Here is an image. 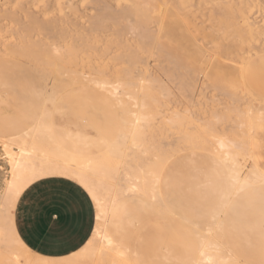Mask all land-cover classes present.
Here are the masks:
<instances>
[{
	"label": "rangeland",
	"instance_id": "374dc122",
	"mask_svg": "<svg viewBox=\"0 0 264 264\" xmlns=\"http://www.w3.org/2000/svg\"><path fill=\"white\" fill-rule=\"evenodd\" d=\"M100 1L121 7L130 4L126 0H46L45 4L32 5L28 0H0V196L9 179V166L2 144L16 138L22 131H27L43 108L52 111L51 121L57 138L68 147L77 145L85 153L100 152L117 134L118 107L110 96L109 87L99 89L98 86L90 83L83 86L82 84L69 86L64 93L59 94L50 103L45 102L48 99L49 87L43 86L41 75L52 68L49 63L57 60L56 52L51 45H63L58 38L59 34L53 36L41 31L42 29L66 30L71 33L77 30L86 32L94 29L95 35L103 34L101 37L98 36V39L110 38L107 34L114 30L110 21H97L103 12L96 10L94 3ZM224 1L228 3L227 6L235 5L232 0ZM251 1L238 5V7L241 5L248 7L240 14L250 18L245 20L250 23V41L243 43L241 47H237L231 40H225V36L216 38L210 35L209 25L212 22L201 19V16L216 15L219 12L214 10L213 4L209 2L169 0L166 9L163 10L161 5L156 4L153 7L154 11L148 14L152 19L148 26L149 36L157 39L164 51L174 50L177 57L180 56V52H185V60L194 63L198 70H201L198 74L200 81L197 83V95L193 100L189 102L181 97L178 87L174 89L171 83L170 91L183 103L176 101L177 99L173 100V96L171 104L167 100L164 102L172 110H177L176 106L182 110L188 106L189 110L193 109V112H196L200 107L199 109L204 112L206 123L214 124L217 131L227 125L233 126L229 132L224 131L227 136L239 132L235 124L232 122L228 124L216 122L215 124L212 117L213 111H219L220 116L225 114L227 95L231 93L241 95L250 107L252 105V108L254 106L260 108L264 105V102H261V99L264 100V40L259 35V32L263 30L257 31L260 26H264V13L260 7L261 0L253 3ZM17 2L22 4L16 5ZM11 9H16V12L11 15L13 18L8 15ZM161 16L165 18L162 27L159 24ZM28 17L34 18L39 25L35 26V29L40 31L34 30L33 33L31 31L30 34L32 33L33 36L29 42H26L28 38L24 40L20 38L22 36L20 29L28 27ZM130 36L128 34V39ZM22 41L25 43H21ZM129 43L131 44V41ZM14 45L19 48L23 46L22 49H24H21V52L6 49V46L15 48ZM34 45L39 47L38 52ZM105 45L108 47V44H104V47ZM97 46H102V43H98ZM199 49L202 53L197 52ZM112 53L116 54L114 50L111 55ZM175 55L171 57L174 58ZM140 56L154 67L150 69L153 77L155 75L156 79L165 80L166 77H162L163 73L159 69L158 61L163 60L159 54L147 53ZM29 59H32L31 62ZM247 60L250 61V80L243 81L242 84L235 76H226V78L218 76L214 82L215 87L212 82L214 78L210 81L206 80L209 75L212 77V70L216 68L215 64L217 67L222 65L220 68H225L223 70L236 72L237 65L239 67L242 61ZM115 61L119 64L118 68H115L122 70V67L128 66L126 62L131 60L124 57ZM86 77L89 78L87 80L99 79L96 76ZM109 77H113V70L105 75V78ZM141 82L143 85L146 83ZM205 82H208L207 85ZM210 82L213 84L210 85ZM147 83L149 84L150 81L148 80ZM246 93L250 94L248 96L250 99L246 98ZM121 98L124 99V97ZM125 102L132 105L126 99ZM83 118L89 120L86 125L82 123ZM258 137L261 142L264 141V133L259 132ZM158 141L159 136L153 138L154 145H157ZM209 143L206 145V150H197L192 147L184 148L185 150L182 151L171 149L163 167L159 188L165 201V209L153 205L151 209L141 211L131 202L129 203V213L131 210L135 214L133 225L129 224L130 218L122 219L123 225L118 234L114 235L117 243L123 242L130 248V260L123 264H193L190 259L195 254L197 239L193 224L208 223L214 217H216L214 222L222 223L221 230H216L212 236L227 245L225 253L228 261L225 264H264V183L255 181L237 192L238 184L230 181L232 163H223L213 153ZM12 148L16 147L12 146ZM261 155L262 160L255 163L249 152H237L234 170L238 172L241 181L245 180L250 184L252 170L256 166L264 169V150L261 151ZM71 183L82 189L73 181ZM84 193L86 194L85 191ZM88 200L94 213L96 226V205L95 203V206L93 205L89 197ZM113 207L110 208L104 220ZM15 211L16 205L12 212L10 211L14 222ZM110 221L113 225L119 224L113 216L108 218L109 223ZM34 254L36 253L31 251L30 258H33Z\"/></svg>",
	"mask_w": 264,
	"mask_h": 264
},
{
	"label": "bare ground",
	"instance_id": "6f19581e",
	"mask_svg": "<svg viewBox=\"0 0 264 264\" xmlns=\"http://www.w3.org/2000/svg\"><path fill=\"white\" fill-rule=\"evenodd\" d=\"M28 1L36 5L45 4L46 0ZM126 1L130 4L122 7L105 4L103 1L94 3L95 9L103 12L97 21H110L114 28L107 34L110 37L107 40L98 39L97 37L103 34L95 35L94 29L86 32L77 30L72 33L66 30H41L53 36L59 34L58 38L63 43L62 46L51 45L56 52L57 60L49 63L53 69L46 70V73L42 71L43 74H41L45 87H49L48 99L46 98L45 102L51 103L59 94L64 93L67 87L77 84L83 86V84L90 83L98 86L99 89L109 87L110 96L119 109L120 130L117 138L105 151L96 155L73 154L62 148L53 138L49 120L50 110L44 108L39 119L27 132L2 144L10 162L11 177L0 196V264H123L129 261L128 253L120 249L109 237L104 217L114 204L127 195L149 196L159 201L158 181L171 149L182 151L185 150L184 148L192 147L197 150H206V145L210 142L213 153L223 163H232L230 181L238 184L237 192L255 181L264 182V175L256 167L250 173V184L245 180L241 181L238 172L234 170L237 152H249L251 155L252 136L255 128L264 119V105L260 108L255 106L252 108V105L250 107L241 95L236 93L227 95L225 114L220 116L219 111H213L212 117L215 124L221 122L235 124L239 132L229 134L230 136H227L225 132H229L233 126L227 125L217 131L214 124L206 123L204 112L199 109L200 107L196 112H193V109L189 110L188 106H185L184 110L178 106H176L177 110L168 108L164 100L171 104L173 96V100L179 101L170 91L169 85L173 83L174 89L178 87L177 90L181 97L190 102L197 95V83L200 81L198 74L201 70H198L194 63L185 60V52L179 53L180 59L175 55L174 50L164 51L157 39L149 36L148 26L152 21L148 15L149 12L154 11L153 7L156 4L161 5L163 10L166 9L169 0ZM198 2H209L213 4L214 10L219 12L216 15L201 16V19L212 22L209 25L210 35L216 38L225 36V40H231L237 47L250 41V23L245 21L250 18L240 14L248 7L245 5L238 7L240 4L250 3V0H232L235 2L234 6H227L228 3L224 0H205L204 2L198 0ZM21 4V2L16 3V5ZM15 10L11 9L8 14L10 18H13L11 15L16 12ZM23 17L26 16L23 15ZM28 18V27L20 29L22 35L20 38L23 40L28 38L26 42H29L33 36L35 26H39L34 18ZM164 20L165 18L161 16L159 19L161 27ZM254 29L256 30V27ZM260 30H263L259 32V35L264 40V26L257 29V31ZM128 34L132 36H130L132 39H128ZM100 42L102 46H97ZM104 44H108V47L106 45L104 47ZM14 46L15 48L6 46V49L19 52L23 47ZM113 50L116 54L111 55ZM36 51L38 52V49ZM197 52L202 53V50L199 49ZM147 53H156L163 58L162 61H158V64L164 75L161 73L162 77H166L165 80L156 79L153 73L150 74L153 66L140 56ZM171 55H175L174 58ZM124 57L131 61L126 62L128 65L126 68L122 67V70H117L115 67L118 68L119 64L115 60ZM241 64L239 67L234 66L236 72L223 70L225 68H220L222 65L217 67L215 64L216 68L212 70V77L209 75L210 78L208 76L206 80L210 81L214 78L212 80L214 83L220 75L224 78L235 76L242 84L243 81L250 80V61H242ZM110 70H113V77L105 78ZM86 76H96L99 79L87 80L89 78ZM141 81L146 82V85H143ZM205 83L207 85L208 82ZM213 85L215 87V83ZM248 96L250 94L246 96L250 99ZM125 99L132 105H128ZM262 101L264 102L261 99ZM179 102L183 103V101ZM158 136L159 141L157 145H154L153 138ZM26 137H29L31 141H26ZM12 146L16 149L13 150ZM50 176L69 178L87 190L86 192L93 193L95 200H92L96 205L97 216L100 217L87 244L71 257L59 260L45 259L36 255L30 258L31 253L20 242L14 228L12 214H10L26 187L40 178ZM120 183H124L127 187H119ZM162 207L160 205V208L164 209ZM215 219L216 217L208 223L195 222L193 224V231L197 237L194 264H225L228 261L225 253L227 245L212 236V233L221 230L222 227V223L214 222Z\"/></svg>",
	"mask_w": 264,
	"mask_h": 264
},
{
	"label": "crops",
	"instance_id": "0c3cea01",
	"mask_svg": "<svg viewBox=\"0 0 264 264\" xmlns=\"http://www.w3.org/2000/svg\"><path fill=\"white\" fill-rule=\"evenodd\" d=\"M43 84V83H42ZM44 86V84H43ZM45 87V86H44ZM44 109V108H43ZM42 110L38 112L37 117L34 119V123L39 119ZM119 114V127L115 137L108 142L104 149L98 153H85L77 145L73 144L72 146H67L63 143L62 140L58 139L52 124V111L49 113V120L53 138L59 143V145L65 150L79 155H96L105 151L111 143L117 138L120 130V113ZM89 122L87 118L82 119L83 125H86ZM30 127V128H31ZM29 128V129H30ZM28 129V130H29ZM27 130V131H28ZM27 131H22L18 136L23 135ZM259 132L264 133V119L259 123L255 128L252 136V150L251 156L255 163H259L262 160L261 155V140H259ZM17 136V137H18ZM26 141H31L29 137H26ZM4 151L5 159L8 162L9 166V179L10 174V162L6 157V150L2 145ZM15 150L14 148H12ZM256 168L264 175V169L260 167ZM164 169L162 170V172ZM161 172V174H162ZM161 174L158 181L157 194L159 196L160 202L153 200L149 196L142 195H127L120 199L116 204H114L110 214L104 220L106 231L111 237V240L122 250H125L128 253L130 259V248L126 245L119 244L115 240V234H118L120 231L123 222L122 219L130 218V225H133V220L135 219L134 211L129 213V203L131 202L135 205L136 209L141 211H146L151 209L153 205H158L165 209V201L159 192ZM6 183L5 189L8 185ZM73 180L65 177L59 176H50L40 178L28 187H26L20 196L18 197L15 205V222L14 228L20 242L24 247L31 253L34 252L36 256L45 258V259H64L71 257L78 251H80L90 240L92 234L94 233V213L92 207L90 206L88 195L86 190L79 185L78 186L71 183ZM264 183V182H263ZM115 187V186H114ZM119 187H127L124 183H120ZM91 199V198H90ZM93 205L94 202L91 199ZM14 205V207H15ZM95 206V205H94ZM96 214V213H95ZM113 216V218L118 221L119 224H114L108 218ZM96 221V216H95ZM112 223V224H111ZM195 234V233H194ZM196 236V235H195ZM195 254L190 259L191 262H195L196 253H197V240L195 243Z\"/></svg>",
	"mask_w": 264,
	"mask_h": 264
},
{
	"label": "snow or ice",
	"instance_id": "6c2138e0",
	"mask_svg": "<svg viewBox=\"0 0 264 264\" xmlns=\"http://www.w3.org/2000/svg\"><path fill=\"white\" fill-rule=\"evenodd\" d=\"M260 7H261L262 13H264V0H261ZM261 147H262V150H264V141L261 142ZM87 195H88L89 198L95 200V195L93 193H91L90 191L87 192ZM96 219L99 220L100 217L97 216Z\"/></svg>",
	"mask_w": 264,
	"mask_h": 264
}]
</instances>
